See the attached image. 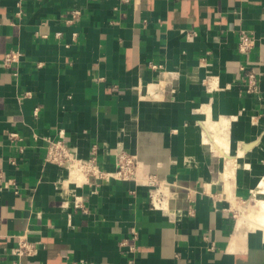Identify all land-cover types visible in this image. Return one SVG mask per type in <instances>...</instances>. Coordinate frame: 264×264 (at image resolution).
Wrapping results in <instances>:
<instances>
[{
  "label": "crops",
  "instance_id": "obj_1",
  "mask_svg": "<svg viewBox=\"0 0 264 264\" xmlns=\"http://www.w3.org/2000/svg\"><path fill=\"white\" fill-rule=\"evenodd\" d=\"M242 32L259 39L249 55ZM248 63L264 91V0H0V264L24 233L40 244L22 264H264V231L238 223L264 199ZM208 117L227 123V152L205 142ZM62 134L82 159L97 145L107 171L135 155L137 180L69 181L46 162Z\"/></svg>",
  "mask_w": 264,
  "mask_h": 264
},
{
  "label": "built area",
  "instance_id": "obj_2",
  "mask_svg": "<svg viewBox=\"0 0 264 264\" xmlns=\"http://www.w3.org/2000/svg\"><path fill=\"white\" fill-rule=\"evenodd\" d=\"M76 16H77V12ZM189 35L196 36L195 32H190ZM259 39L254 33L242 32L240 34L238 50L243 55H249L258 45ZM22 53L13 49L7 52L3 58V65L6 68H13L21 62ZM153 68H157L156 65H152ZM241 72L244 75V93L248 95H253L257 99H262L264 91L261 86L260 73L257 67L251 63L242 65L240 67ZM207 89L209 91L216 90L211 78L207 79ZM15 137L16 135H12ZM46 162L55 164L59 167L65 168L67 171L71 167H76L80 173H82L85 178L82 184L85 182L91 183V180L96 182H104L111 180L127 181V180H137V170L140 166V162L135 155H131L126 151L120 149L116 153L115 157V170L107 171L104 170L99 163L98 159V146L94 145L91 149V157L89 159H82L77 155L74 149L68 145L65 135H60L58 139H46ZM77 185H82L78 181L73 180ZM147 183L149 186L156 187L155 180L150 177L147 178ZM158 197L156 203V197L153 193L151 194V199L153 206L155 208H164V197L161 194ZM77 207H83L81 202H77ZM133 238L138 237L137 231L132 230ZM39 242L32 241L28 233H24L18 236V245L13 249L14 260L11 264H22V259L24 257L35 256L39 250ZM130 252H135V247L130 245ZM76 264V263H71Z\"/></svg>",
  "mask_w": 264,
  "mask_h": 264
},
{
  "label": "bare ground",
  "instance_id": "obj_3",
  "mask_svg": "<svg viewBox=\"0 0 264 264\" xmlns=\"http://www.w3.org/2000/svg\"><path fill=\"white\" fill-rule=\"evenodd\" d=\"M208 118H207L208 120L205 122V127H206V132H207V134L205 136V142L212 143L214 145V148H217L222 152L226 151L228 149L227 127H226L227 123H226V125L225 124H219V123L212 121L210 117H208ZM214 138H215V141H214ZM210 139H213V141H210ZM141 167H142V165L140 164V166L137 170V175H138V172H139ZM67 172H68V176L70 178L69 181L76 180L80 184L83 183L85 176L82 173H80V171L75 166L71 167L70 170ZM70 174H71V176H70ZM258 189H259V192L264 193V180L262 181V183L260 184V187ZM162 193H164V192L161 190L160 192H156L154 194L155 196L157 195L156 203H158L157 202L158 197H161L160 195ZM252 220H256V222L252 221ZM250 222L253 223L252 225L255 227V229H262L264 231V199H257L255 202L252 203V205H249L245 209H241L240 216L238 219V223H239L240 227L243 226L244 224H251ZM257 222H258V224H257ZM252 225H250V227H253Z\"/></svg>",
  "mask_w": 264,
  "mask_h": 264
},
{
  "label": "rangeland",
  "instance_id": "obj_4",
  "mask_svg": "<svg viewBox=\"0 0 264 264\" xmlns=\"http://www.w3.org/2000/svg\"><path fill=\"white\" fill-rule=\"evenodd\" d=\"M252 203L253 202H250V203H246V204H243V205H241V206H239V215H238V218H239V216H240V212H241V209H245V208H247L249 205H252ZM252 221H255L256 222V220H252ZM251 224H249V225H252L253 223L252 222H250ZM257 224H258V222H257ZM256 225V224H255ZM253 226V225H252ZM251 228H253V229H255V227L253 226V227H251Z\"/></svg>",
  "mask_w": 264,
  "mask_h": 264
}]
</instances>
